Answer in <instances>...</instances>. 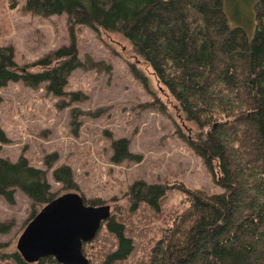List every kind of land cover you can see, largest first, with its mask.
<instances>
[{"label":"trees","instance_id":"obj_1","mask_svg":"<svg viewBox=\"0 0 264 264\" xmlns=\"http://www.w3.org/2000/svg\"><path fill=\"white\" fill-rule=\"evenodd\" d=\"M11 3V8L17 5L16 0ZM223 4L224 0H26L24 11L33 15L66 14L70 44L37 60L38 72L19 67L12 46H0V89L9 82L32 88L46 83L48 93L62 98L70 73L85 66L78 58L74 26L117 32L178 103L184 119L197 126L199 132L188 144L222 192L178 185L184 210L163 230L149 264H264V0L255 4L252 38L229 25ZM101 63L91 62L89 68ZM131 73L146 84L133 66ZM69 101H79V94L70 93ZM7 141L0 127V143ZM128 146L125 138L113 140L110 162L135 159ZM56 157L47 156L46 167L51 168ZM52 177L64 190L79 189L67 165L56 167ZM16 190L29 199L32 209L56 197L45 170L29 165L24 156L15 161L0 157V197L12 205ZM165 191L160 184L136 181L128 192L131 208L144 202L158 211ZM34 214L35 210L30 220ZM107 228L117 247L105 263L125 260L132 251L131 240L120 223L107 222ZM8 231L9 226L0 222V236ZM4 247L0 241L2 258ZM10 258L15 264H28L17 252ZM49 261L54 259L43 258L38 264Z\"/></svg>","mask_w":264,"mask_h":264},{"label":"rangeland","instance_id":"obj_2","mask_svg":"<svg viewBox=\"0 0 264 264\" xmlns=\"http://www.w3.org/2000/svg\"><path fill=\"white\" fill-rule=\"evenodd\" d=\"M12 1L0 0V46H12L19 67L41 71L34 65L37 60L71 42L67 15L42 18L24 11L26 0H16L14 8L10 7ZM257 1L224 0L223 4L229 25L242 28L249 38L254 34ZM73 33L78 58L85 66L70 73L64 97L48 93L46 83L32 88L21 81L9 82L0 89V127L8 138L0 143V157L15 161L24 156L29 165L45 170L50 191L56 196L73 191L64 190L52 177L56 167L69 166L77 193L87 204L109 205L107 222L120 223L131 240L127 258L108 264H149L163 230L184 210V194L177 186L206 193L222 189L188 144L199 132L197 126L184 119L178 103L155 80L129 41L117 32L98 33L85 25L74 26ZM91 62L102 63L89 68ZM132 66L146 84L133 76ZM70 93H78L79 101H69ZM95 113L98 115L92 116ZM119 138L128 140L135 159L113 164L111 142ZM54 153L56 160L48 168L45 158ZM136 181L166 187L158 211L144 202L131 208L128 192ZM14 198L10 205L0 197V222L9 226L8 233L0 236L5 244L0 264H15L10 256L17 252L18 237L33 211L36 214L41 208L32 209L18 190ZM107 222L83 245L89 264H106L117 247ZM54 261L42 264H58Z\"/></svg>","mask_w":264,"mask_h":264},{"label":"water","instance_id":"obj_3","mask_svg":"<svg viewBox=\"0 0 264 264\" xmlns=\"http://www.w3.org/2000/svg\"><path fill=\"white\" fill-rule=\"evenodd\" d=\"M111 216L109 205H87L77 192H65L43 205L21 232L16 251L25 263L52 257L58 264H89L83 245Z\"/></svg>","mask_w":264,"mask_h":264}]
</instances>
